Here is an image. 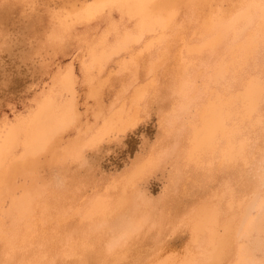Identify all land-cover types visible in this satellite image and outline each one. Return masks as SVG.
Returning a JSON list of instances; mask_svg holds the SVG:
<instances>
[{"label": "bare ground", "instance_id": "1", "mask_svg": "<svg viewBox=\"0 0 264 264\" xmlns=\"http://www.w3.org/2000/svg\"><path fill=\"white\" fill-rule=\"evenodd\" d=\"M92 1L67 10L62 23L68 18L91 20L103 10L115 8L137 22L135 30H125L114 45H107L103 35L100 49L88 48L90 58L84 59L82 67L90 97L100 101L107 80L97 74L107 70L114 55L130 53L135 44L143 43L138 54L122 62V69L132 74L131 82L139 81L127 92L129 81L109 113L101 117L102 122L77 142L65 145L60 153L54 144L78 121V91L72 69L59 76L56 92L48 93L28 114L0 129V263L17 264L21 251L35 246L45 258L47 245L58 236L57 228L74 215L87 226L83 246L90 247L92 235L88 231H103L96 218L110 216L116 208L130 204V192L168 151L150 154L106 187L120 190L117 200L104 192L82 207L69 204L62 209L53 193L44 194L34 183L17 189L13 181L21 172L37 171L42 153L49 154L51 162L79 161L84 149H95L114 136L113 132L136 128L144 99L151 90H158L160 71L169 70L177 103L168 123H172L173 135L183 136L186 142V166L179 176L181 214L170 227V240L164 243L163 251L153 255V261L264 264V0H241L240 11L229 16L223 5L228 0ZM182 8L189 9L195 21L192 27L179 21ZM194 27L200 33L192 42L186 30ZM179 42L182 51L176 53L174 46ZM155 47L147 66L148 80H142L140 59ZM202 52L218 56L210 66L211 73L203 76V95L196 99V82L204 72L200 68L204 59L198 57ZM172 59L176 63L169 69ZM191 113L194 117L183 122ZM185 170L190 179L182 175ZM52 222L57 224L54 230L47 225ZM143 223L136 220L130 229L111 236L107 253L117 261L126 259V246ZM64 251V257L74 256L68 248ZM108 260L106 256L103 259Z\"/></svg>", "mask_w": 264, "mask_h": 264}, {"label": "rangeland", "instance_id": "2", "mask_svg": "<svg viewBox=\"0 0 264 264\" xmlns=\"http://www.w3.org/2000/svg\"><path fill=\"white\" fill-rule=\"evenodd\" d=\"M88 1L92 0H0V129L28 114L48 93L56 92L60 77L72 69L78 91V121L65 130L54 144L56 152L60 153L65 145L77 142L99 125L101 117L109 113L117 102L122 89L133 80L131 72L122 69V62L138 54L143 49V43L135 44L130 53L114 55L107 64V70L97 74V77L107 80L100 101L90 97L82 67L84 59L90 58L88 48L94 46V49H100L99 41L103 35L107 45H114L125 30H135L137 21L115 8L105 9L91 20L68 18L67 22L62 23L67 10L79 8ZM240 1L228 0L223 3L226 16L240 11ZM178 17L189 27L195 23L188 8H182ZM199 31L195 27L187 29V39L195 41ZM57 34L61 35L60 38ZM80 42L82 46L78 44ZM174 51H182L180 42L174 46ZM155 53L156 47L140 59L143 65L140 69L142 80H148L147 66ZM199 56L204 59L200 65L204 72L196 82V99L203 95V76L211 73L210 66L218 55L214 52L207 56L206 52H202ZM175 63L174 59L170 60L168 68L171 69ZM159 78L158 90H151L144 99L136 128L126 133L113 132L114 136L95 149H84L83 159L79 161L67 159L51 162L50 155L42 153L37 171L27 170L15 177L14 188L20 189L34 183L44 190V194L51 196L53 193V199L61 202L62 209L69 204L82 207L104 192L117 200L120 190H106V187L122 178L150 154L168 151L130 192V204L116 208L110 216L96 218L102 224L103 231H88L92 235L90 247L83 246L87 240L84 238L87 226L79 222L78 215H74L58 228L55 222L47 224L52 230L57 228L58 236L55 235L47 245L45 258L41 257L39 247L35 246L29 251H21L17 264H155L153 255L163 251L164 243L172 235L170 227L181 214L179 176L186 166V142L183 136L173 135L170 128L172 123H168L177 103L172 89L173 73L160 71ZM138 81H132L126 91L130 92ZM54 87L56 89L53 91ZM193 99L191 102L195 103ZM99 114L100 117H97ZM193 117L194 113H191L182 121L188 123ZM187 172L185 170L182 175L190 179ZM136 220H144L142 228L137 230L126 246L127 258L117 261L107 253V244L111 236L130 229ZM100 237L105 239L99 240ZM68 238L72 241L69 242ZM65 248L74 252V256L64 257ZM105 256L109 258L107 262L103 261Z\"/></svg>", "mask_w": 264, "mask_h": 264}]
</instances>
